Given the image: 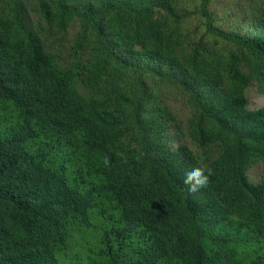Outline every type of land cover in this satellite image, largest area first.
Segmentation results:
<instances>
[{
  "label": "trees",
  "instance_id": "obj_1",
  "mask_svg": "<svg viewBox=\"0 0 264 264\" xmlns=\"http://www.w3.org/2000/svg\"><path fill=\"white\" fill-rule=\"evenodd\" d=\"M21 1H37L60 29L79 19L84 32L93 30L107 55L88 69L93 88L111 60L122 63L103 41L108 15L118 41L181 70L170 80L194 104L192 142L228 146L202 167L188 145L173 152L158 124L143 125L140 101L132 119L143 128V151L124 154L128 123L76 90L79 65L59 69L18 12L1 16L0 264H264V177L255 185L247 176L258 156L264 163V108L249 110L246 97L262 81L264 38L220 32L215 44L226 43L227 54L211 48L181 64L157 20L159 9H173L169 0H99L85 9L68 0L0 3ZM243 63L259 72L244 73ZM192 167L208 183L189 193L183 176Z\"/></svg>",
  "mask_w": 264,
  "mask_h": 264
},
{
  "label": "rangeland",
  "instance_id": "obj_2",
  "mask_svg": "<svg viewBox=\"0 0 264 264\" xmlns=\"http://www.w3.org/2000/svg\"><path fill=\"white\" fill-rule=\"evenodd\" d=\"M169 1L173 9H159L157 20L166 26V38L168 42L174 41L176 57L181 64L194 56H202L211 48L217 55L227 54L226 43L220 41L215 44L216 40L222 39L220 32L236 33L251 39L264 38V0H208L205 10L211 15V28L208 27V18L202 14L204 0ZM66 2L73 8L85 9L95 8L99 0ZM17 12L26 31L42 41L45 52L54 57L59 69L67 70L79 65L81 75L75 82V88L82 96L102 99L113 114L126 120L128 124L121 131L124 154L143 151V128L139 125L137 128L132 119L137 102L142 101L143 125L158 124L163 140L171 151L176 152L182 145H188L202 167L222 157L228 142L219 141L200 148L191 140L196 122L195 107L190 96L177 84L181 70L172 61L164 63L151 58L147 47L132 48L124 45L127 42L118 41L110 32L114 27L116 31V25L112 19L108 20V15L103 19V41L109 46L112 56L122 63L110 59V65L107 70L104 69L103 72H106L98 87L93 88L88 80V69L95 56L107 57L106 49L97 42L93 30L84 32L79 19L71 20L64 29L58 28L42 15L37 1H21L19 5L15 2L0 3V17L14 18ZM225 59L222 58L220 66L225 65ZM242 69L246 74L253 73V70L259 72L246 63H243ZM262 72V81L252 82L246 90L248 109L252 111L264 108V64ZM112 73L119 76L115 77ZM173 77L177 80L171 81ZM247 176L255 185L261 183L264 177L261 156L248 167Z\"/></svg>",
  "mask_w": 264,
  "mask_h": 264
},
{
  "label": "clouds",
  "instance_id": "obj_3",
  "mask_svg": "<svg viewBox=\"0 0 264 264\" xmlns=\"http://www.w3.org/2000/svg\"><path fill=\"white\" fill-rule=\"evenodd\" d=\"M104 163H108L107 159H105ZM183 182L188 185L187 192H196L199 188L207 185L208 176L205 174L204 169L192 167L185 171Z\"/></svg>",
  "mask_w": 264,
  "mask_h": 264
}]
</instances>
